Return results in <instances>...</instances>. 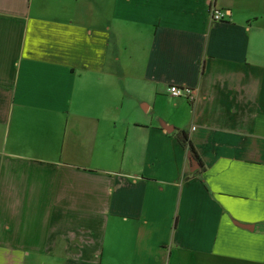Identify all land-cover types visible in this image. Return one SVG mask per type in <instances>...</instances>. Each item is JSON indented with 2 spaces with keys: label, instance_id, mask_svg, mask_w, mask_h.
Here are the masks:
<instances>
[{
  "label": "crops",
  "instance_id": "0c3cea01",
  "mask_svg": "<svg viewBox=\"0 0 264 264\" xmlns=\"http://www.w3.org/2000/svg\"><path fill=\"white\" fill-rule=\"evenodd\" d=\"M0 264H264V0H0Z\"/></svg>",
  "mask_w": 264,
  "mask_h": 264
},
{
  "label": "built area",
  "instance_id": "2783aa9c",
  "mask_svg": "<svg viewBox=\"0 0 264 264\" xmlns=\"http://www.w3.org/2000/svg\"><path fill=\"white\" fill-rule=\"evenodd\" d=\"M225 15H226L225 11L220 10L214 6L210 7L209 17L211 21L213 22L222 21L224 20ZM169 93L173 97L184 96L187 100H193L195 95L194 90L191 87L181 86L176 84L170 85Z\"/></svg>",
  "mask_w": 264,
  "mask_h": 264
},
{
  "label": "trees",
  "instance_id": "16d2710c",
  "mask_svg": "<svg viewBox=\"0 0 264 264\" xmlns=\"http://www.w3.org/2000/svg\"><path fill=\"white\" fill-rule=\"evenodd\" d=\"M178 138H179L180 142L187 147L191 159L198 160L199 159L198 154H197L194 146L190 142L187 134L185 132H180L178 135Z\"/></svg>",
  "mask_w": 264,
  "mask_h": 264
}]
</instances>
